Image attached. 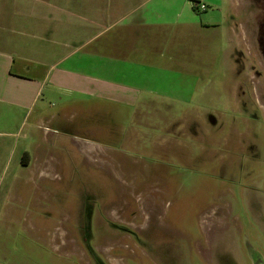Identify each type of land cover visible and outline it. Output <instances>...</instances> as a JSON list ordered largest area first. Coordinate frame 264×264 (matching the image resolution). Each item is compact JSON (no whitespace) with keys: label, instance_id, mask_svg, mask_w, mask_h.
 Masks as SVG:
<instances>
[{"label":"rangeland","instance_id":"1","mask_svg":"<svg viewBox=\"0 0 264 264\" xmlns=\"http://www.w3.org/2000/svg\"><path fill=\"white\" fill-rule=\"evenodd\" d=\"M253 7L234 0L235 40L182 81L132 101L52 100L62 127L20 128L0 153V264H264L263 67L239 37ZM34 155L46 162L26 167ZM12 157L25 164L1 165ZM111 177L130 179L123 196Z\"/></svg>","mask_w":264,"mask_h":264},{"label":"crops","instance_id":"2","mask_svg":"<svg viewBox=\"0 0 264 264\" xmlns=\"http://www.w3.org/2000/svg\"><path fill=\"white\" fill-rule=\"evenodd\" d=\"M233 8L234 0H0V153H14L13 138L25 125L62 127L67 116L49 112L52 100L132 101L139 89L182 81L191 60L202 62L193 68L200 71L224 33L235 40ZM39 157L26 167L46 162ZM11 161L24 162L12 157L1 165ZM47 176L40 170L37 178Z\"/></svg>","mask_w":264,"mask_h":264},{"label":"flooded vegetation","instance_id":"3","mask_svg":"<svg viewBox=\"0 0 264 264\" xmlns=\"http://www.w3.org/2000/svg\"><path fill=\"white\" fill-rule=\"evenodd\" d=\"M252 3L254 4L255 7H253L254 9H252V11H250L251 16H248L247 11L243 10V14L246 19L243 23L240 22L241 26L243 27L241 31L242 35H239V37L241 36L243 39L247 38L248 53L252 54V56L258 59L259 62L262 64L263 69L257 72L255 78L257 82L259 81L263 85V88L261 89L262 96L259 100H264V0H252ZM242 4H243L242 1L240 3H236L237 6H240ZM242 7L244 8L243 5L241 6V8ZM241 105H243V103H241ZM111 178L112 179L119 178L121 180L122 186L119 188L118 194L120 196H123V191L125 189V186L128 185L129 182H131L130 179H127L126 177H111ZM95 200L96 199L94 198L93 193L92 194L85 193L84 195H81L80 207H81V215L83 219L81 217L80 218L82 219V221L87 219L89 222L91 221L92 219L91 216L94 215V212L96 211ZM101 208L104 207H100L99 209ZM119 208L122 207L119 206ZM78 211H80V209Z\"/></svg>","mask_w":264,"mask_h":264},{"label":"built area","instance_id":"4","mask_svg":"<svg viewBox=\"0 0 264 264\" xmlns=\"http://www.w3.org/2000/svg\"><path fill=\"white\" fill-rule=\"evenodd\" d=\"M199 6H200V9H202V10L205 8L204 4H200Z\"/></svg>","mask_w":264,"mask_h":264},{"label":"trees","instance_id":"5","mask_svg":"<svg viewBox=\"0 0 264 264\" xmlns=\"http://www.w3.org/2000/svg\"><path fill=\"white\" fill-rule=\"evenodd\" d=\"M26 153L23 154V156L25 155Z\"/></svg>","mask_w":264,"mask_h":264}]
</instances>
